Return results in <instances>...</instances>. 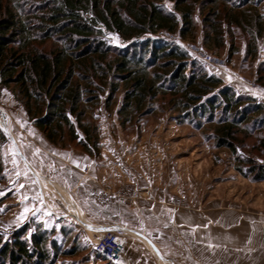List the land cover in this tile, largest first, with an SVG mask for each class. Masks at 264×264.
Returning <instances> with one entry per match:
<instances>
[{
  "label": "trees",
  "instance_id": "1",
  "mask_svg": "<svg viewBox=\"0 0 264 264\" xmlns=\"http://www.w3.org/2000/svg\"><path fill=\"white\" fill-rule=\"evenodd\" d=\"M162 31L192 41L201 34L206 48H228L230 59L244 36L245 59L254 60L264 44V0H0V88L11 91L29 121L61 150L97 158L95 111L102 103L110 110L121 94L122 125L153 115L161 101L179 121L210 131L217 148L237 155L241 137L264 133V104L238 94L180 46L156 38ZM106 33L123 45L112 46ZM258 73L264 84V64ZM7 142L0 128V185L7 178ZM237 162L247 178L264 180V164L248 157ZM53 235L30 224L7 240L0 233V264H54L78 254Z\"/></svg>",
  "mask_w": 264,
  "mask_h": 264
},
{
  "label": "rangeland",
  "instance_id": "2",
  "mask_svg": "<svg viewBox=\"0 0 264 264\" xmlns=\"http://www.w3.org/2000/svg\"><path fill=\"white\" fill-rule=\"evenodd\" d=\"M200 37L201 34L195 41H187L201 43ZM105 38L112 46L123 45L116 34L106 33ZM246 44L247 39L240 36L236 42L239 52L231 59L228 48L212 52L224 57L232 71L258 80L259 68L261 70V65L264 64V44L260 46L254 60L245 59ZM234 79L242 83L237 78ZM260 84L264 86L263 83ZM251 91L254 95L245 96H252L264 104V98ZM121 102L120 94L110 110L102 103L95 111L101 132V153L97 158L88 159L95 167L92 177L97 190V199L88 205L89 215L80 216L81 223L73 215L71 216L76 220L56 219L40 204L39 208L44 215L32 217L19 225L18 221L23 217L20 214L16 216L12 206L7 204L11 193L6 186V178L5 183L0 185V233L3 239H9L11 234L25 224H30L32 230L41 226L54 233L53 238L58 243H65L66 246L79 250L76 256H61L54 264H109L97 255L94 231L87 230V223L96 227L122 226L131 232L128 236L127 257L129 254L139 255L140 261L151 257L158 263V259L145 247L141 238L136 237L140 236L136 232L140 233L146 227L147 234L154 233L151 230H154L152 225L155 218L148 213L146 216V213L143 214V211L150 212L154 208L162 222L160 226L154 227L158 229L156 232L160 230L161 236H165L160 240L157 233L156 237L161 245V258L165 260L163 264H202L196 250H193L195 255L189 250L188 238L184 239L186 244H181L180 235L176 237L173 234L175 240H172L171 230H168L174 231L177 226H184L183 232L191 238V232L200 227L197 224L201 223V218L205 219V231L208 230V234L205 233V244L217 241L218 225L225 227L227 240L241 242L254 239L259 230L264 228V180L254 182L239 172L237 158L248 157L258 164H264V144L260 142L264 133L256 139L241 137L242 142L236 155L228 149L217 148L210 131L194 129L184 119L179 121L177 114L161 101L155 103L157 111L153 115L141 117L133 124L122 125L117 114ZM0 118L3 124H7L13 137L14 134L25 135L35 128L23 107L15 101L11 91L5 88H0ZM3 127L0 123L2 130ZM6 134L9 137L7 143L12 142L11 146H15L9 133ZM11 150L17 156L13 147ZM91 172L83 168L79 174L88 178ZM36 177L48 199L49 196L54 200L56 197L58 200L68 196L82 212L71 192L45 177ZM89 188L83 185L82 191L85 193ZM61 199L58 200L59 205ZM63 232H67L69 236L64 237ZM178 232L181 234V231ZM175 233L177 234L176 231ZM204 264H207L206 261Z\"/></svg>",
  "mask_w": 264,
  "mask_h": 264
},
{
  "label": "crops",
  "instance_id": "3",
  "mask_svg": "<svg viewBox=\"0 0 264 264\" xmlns=\"http://www.w3.org/2000/svg\"><path fill=\"white\" fill-rule=\"evenodd\" d=\"M200 38L202 39V36ZM207 69L221 78L225 83L233 86L238 93L243 95H254L248 86L236 82L231 74H227L216 68L207 67ZM14 138L17 146H14L13 144L11 146L12 142L7 143L3 148V158L7 174L6 186L11 193L7 204L12 206V210L14 209L16 216H18L17 214H20V217H23L21 221H18V224L22 225L32 217L44 215L39 206L40 204H43V195H46L47 193L46 191H42L36 176L45 177L51 182L58 183L66 191L71 192L74 195L80 204L83 213L68 196L63 197L70 205L71 215H73L79 222L81 221V219H79L80 216L84 217L83 214L89 215L88 205H91L92 200L95 201L97 199L96 185L92 177L95 167L93 162L88 160L90 158L76 149L69 151L61 150L50 145L41 132L35 128L33 131L30 130V132L25 135L14 134ZM12 147L15 152L18 153L17 156L13 155L11 150ZM83 168L92 171L88 178H86V176H80L79 173ZM21 185H23V187H21ZM55 185L56 184H52V186ZM83 185L90 187L85 193L82 191ZM61 193H64V191L61 190ZM147 213L155 218L152 225L154 230H151L154 233L152 235L147 234L148 227H146L147 229L145 228L144 231H139L145 237L141 235V237L135 236L141 238V241L145 243V247L158 259V263L163 264L165 260L157 254L156 249L149 242L151 241L161 253V245H159L156 239L157 233L160 235V240H163V237L165 236H161L162 233L160 230L159 232H156L158 229L154 227L157 225L160 226L162 223L161 216L157 214L156 208L150 210V212L143 211L144 216H146ZM87 225L89 226V229L87 230H90L91 232L96 228V226L90 225L89 222ZM197 225H200V227H196L197 229L191 232V238L187 237L185 232H183L185 228L184 226H177L174 231L172 229L168 230H171L170 234H172V236L170 239L172 240H175L173 234H175L176 237H179L180 235L181 240L179 241L181 244H186L184 239L188 238L189 250L193 255H195L196 252L199 258H201L202 264H204L205 261L207 264H264V228L259 230L254 238L255 240L252 239L240 242L237 240H227L225 227H220L218 225L217 241H208L207 244H205V233L208 234V230L205 231V219L201 218V223H198ZM178 230L181 231V234H179ZM193 250L196 251L193 252ZM250 258L252 261H250ZM127 259L129 264H158L156 260L151 257L140 261L139 255L136 256L135 254H129ZM239 259L242 261H238ZM169 264L172 263L169 262Z\"/></svg>",
  "mask_w": 264,
  "mask_h": 264
},
{
  "label": "built area",
  "instance_id": "4",
  "mask_svg": "<svg viewBox=\"0 0 264 264\" xmlns=\"http://www.w3.org/2000/svg\"><path fill=\"white\" fill-rule=\"evenodd\" d=\"M155 37L168 43L180 46L191 56L192 59L199 62L203 66L216 68L225 73L231 74L234 78H237L243 84L247 85L251 90L256 92L259 96L264 98L263 85L258 83L255 79L246 78L237 72L232 71L224 57L209 51L202 43L189 42L187 40H183L178 33L166 31L159 32ZM0 123L2 127L4 125L3 129L7 133L11 134L7 124H3L1 118ZM49 198L50 199H48L46 195H43V205L48 213H50L56 219L73 218L71 216V208L68 201H66L64 198H60L62 202H60L61 205H59L58 200L60 199L57 200L56 197L54 200L50 196ZM97 228L100 229L101 232L93 234L96 252L102 254L109 264H129L126 250L129 239L126 229L122 226L115 225L97 226Z\"/></svg>",
  "mask_w": 264,
  "mask_h": 264
},
{
  "label": "water",
  "instance_id": "5",
  "mask_svg": "<svg viewBox=\"0 0 264 264\" xmlns=\"http://www.w3.org/2000/svg\"><path fill=\"white\" fill-rule=\"evenodd\" d=\"M10 136H11V134H9ZM11 138H12V140H13V142L15 143V145H16V141H15V139H14V137L13 136H11ZM17 146V145H16ZM24 158V157H23ZM25 159V158H24ZM84 227V226H83ZM137 234H139V235H141V236H144L143 234H141V233H138V232H136ZM145 237V236H144ZM148 240V239H147ZM152 245H153V247L156 249V251H157V254L160 256V257H163L162 255H161V253L159 252V250L156 248V246L151 242V241H149Z\"/></svg>",
  "mask_w": 264,
  "mask_h": 264
},
{
  "label": "bare ground",
  "instance_id": "6",
  "mask_svg": "<svg viewBox=\"0 0 264 264\" xmlns=\"http://www.w3.org/2000/svg\"><path fill=\"white\" fill-rule=\"evenodd\" d=\"M94 228V227H93ZM94 233L93 234H96V233H99V232H101V230L100 229H98L97 227L96 228H94ZM126 232L128 233V236H129V232H128V230H126Z\"/></svg>",
  "mask_w": 264,
  "mask_h": 264
},
{
  "label": "snow or ice",
  "instance_id": "7",
  "mask_svg": "<svg viewBox=\"0 0 264 264\" xmlns=\"http://www.w3.org/2000/svg\"><path fill=\"white\" fill-rule=\"evenodd\" d=\"M21 187H23V185H21Z\"/></svg>",
  "mask_w": 264,
  "mask_h": 264
}]
</instances>
